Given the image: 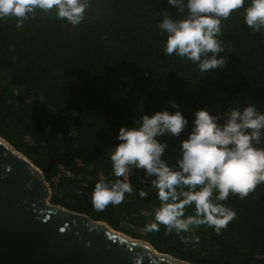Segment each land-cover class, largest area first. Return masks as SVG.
Instances as JSON below:
<instances>
[{
    "label": "trees",
    "instance_id": "obj_1",
    "mask_svg": "<svg viewBox=\"0 0 264 264\" xmlns=\"http://www.w3.org/2000/svg\"><path fill=\"white\" fill-rule=\"evenodd\" d=\"M165 10L181 18L167 0H98L97 10L77 26L42 12L20 28L15 19L0 20V78L7 77L0 81V135L49 182L58 164L69 169L72 176L50 182L52 203L195 264H264V184L246 199L230 193L222 202L237 216L221 234L207 225L180 236L166 235L163 225L149 231L160 201L143 170L128 176L134 191L122 203L104 211L92 204L96 183L117 179L110 156L121 143L119 129L135 127L142 115L179 110L188 120L179 137L157 138L167 143L163 159L171 165L198 110L217 115L254 104L264 113V30L250 29L243 9L233 12L222 22L220 37L225 49L220 56L228 63L205 73L187 59L165 54L158 28ZM258 147L264 148V141ZM141 190L148 193L145 198ZM106 214L107 220L101 216ZM194 214V206L186 208L185 217Z\"/></svg>",
    "mask_w": 264,
    "mask_h": 264
},
{
    "label": "clouds",
    "instance_id": "obj_2",
    "mask_svg": "<svg viewBox=\"0 0 264 264\" xmlns=\"http://www.w3.org/2000/svg\"><path fill=\"white\" fill-rule=\"evenodd\" d=\"M98 0H0V20H16L20 28L28 20H34L38 12L54 15L72 26L80 25L97 10ZM178 9L180 19H174L168 11L158 24L165 38L167 56L187 59L197 65L199 71L223 69L228 60L220 56L224 52L223 21L233 12L243 9L244 22L254 32L264 30V0H167ZM179 108L175 101L169 102ZM194 125L187 139L180 142L179 157L169 164L163 159L167 143L157 138L179 137L185 131L188 120L177 110L158 111L142 115L134 121L135 127H121L110 159L112 172L117 178L109 184L101 179L92 193V204L97 211L109 205H119L125 194L134 191L130 182L122 177L133 170H143L145 179L157 190L160 201L155 210V222L149 231L165 234L173 231L180 236L194 227L207 225L217 234L226 230L237 213L225 206L231 194L246 199L257 187L264 184V113L254 104L223 114L212 115L207 110L195 112ZM223 121V123H220ZM141 198L148 193L141 190ZM194 206L195 214L185 217L186 208ZM133 264H142L143 257L136 254Z\"/></svg>",
    "mask_w": 264,
    "mask_h": 264
},
{
    "label": "water",
    "instance_id": "obj_3",
    "mask_svg": "<svg viewBox=\"0 0 264 264\" xmlns=\"http://www.w3.org/2000/svg\"><path fill=\"white\" fill-rule=\"evenodd\" d=\"M53 162H51L52 164ZM43 172L0 135V264H195L50 202Z\"/></svg>",
    "mask_w": 264,
    "mask_h": 264
},
{
    "label": "built area",
    "instance_id": "obj_4",
    "mask_svg": "<svg viewBox=\"0 0 264 264\" xmlns=\"http://www.w3.org/2000/svg\"><path fill=\"white\" fill-rule=\"evenodd\" d=\"M72 176L71 172L69 171V169H67L65 166H63L62 164H58L56 167L55 172L53 173V175L50 178V182L53 185H57L64 177H70ZM124 180L128 179V176L126 177H122ZM49 182V181H48ZM49 182V184H50Z\"/></svg>",
    "mask_w": 264,
    "mask_h": 264
},
{
    "label": "rangeland",
    "instance_id": "obj_5",
    "mask_svg": "<svg viewBox=\"0 0 264 264\" xmlns=\"http://www.w3.org/2000/svg\"><path fill=\"white\" fill-rule=\"evenodd\" d=\"M3 76L0 78V81H6V79H7V77H6V74L5 73H3L2 74ZM101 216H103V218H105L106 220H107V218H108V216L109 215H101ZM109 219V218H108ZM122 223V225H125V224H123V223H125V222H121ZM129 228L133 231V232H135V233H137V234H143L144 233V229L143 228H141V227H139V226H132V225H130L129 226Z\"/></svg>",
    "mask_w": 264,
    "mask_h": 264
},
{
    "label": "flooded vegetation",
    "instance_id": "obj_6",
    "mask_svg": "<svg viewBox=\"0 0 264 264\" xmlns=\"http://www.w3.org/2000/svg\"><path fill=\"white\" fill-rule=\"evenodd\" d=\"M90 13V12H89Z\"/></svg>",
    "mask_w": 264,
    "mask_h": 264
}]
</instances>
